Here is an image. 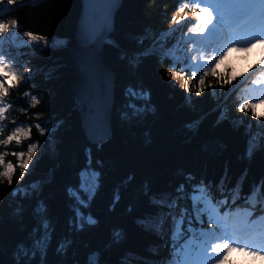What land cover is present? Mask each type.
Segmentation results:
<instances>
[{
	"label": "trees",
	"instance_id": "16d2710c",
	"mask_svg": "<svg viewBox=\"0 0 264 264\" xmlns=\"http://www.w3.org/2000/svg\"><path fill=\"white\" fill-rule=\"evenodd\" d=\"M179 3L180 0H124L116 15L115 31L109 38L115 45L107 42L104 50L106 65L117 75L113 135L98 149L99 188L90 208L84 210L97 223L86 225L83 230H74L69 225L74 201L66 193L69 186L79 185L80 174L89 164L88 151L91 169L96 158L83 132L71 84L74 78L71 49L81 0H15L11 10L0 15V20L15 19L22 37L31 32L61 41L59 47L37 44L15 47L32 72L16 87L9 88L5 101L11 107L7 118L0 121L4 126L0 138H6L18 126L32 130L30 139L19 145L13 141L6 147L0 146V153L8 152L5 163L12 162L16 168L11 185L7 179L0 181V257L5 264H15L17 245L31 247L32 232L39 227L40 220L34 209L41 200L55 229L43 264H84L93 251L100 254L101 264H151L168 258L171 244L168 237L163 238L137 222L157 211L144 194L145 185L150 194L175 195L176 186L184 182L186 174H192L196 180L203 179L212 185V192L220 198L222 194L216 185L225 175L226 187L231 189L242 181L243 193H249L253 185L264 180V150L256 151L249 159L247 123H232L241 118L238 109V116L216 123L222 95L214 97L210 93L223 89L220 72L215 68L216 75L205 78L207 86L200 96H196L195 90L191 92V106L185 103L190 93L167 75L172 60L161 62L158 38L171 28L170 17ZM154 44L156 52L143 57L139 66L134 67L133 54ZM194 83L198 84V77L196 81L189 79V87ZM129 85L150 90L151 104L139 118L125 120L124 92ZM26 92L30 95L25 96ZM32 96L40 101L35 108L31 107ZM192 121H199L198 128L189 127ZM38 123L50 130L41 135L35 127ZM251 132L255 133L253 125ZM34 142H39L42 152L34 167L21 178L19 162L12 153L26 152ZM34 182L41 185L34 194L14 195V190ZM116 191L120 199L113 207ZM240 202L237 200L236 204ZM205 227H210L206 219ZM114 230L121 231L123 239L114 241ZM65 237L72 241L71 247L66 253L58 252V243ZM31 264H41L40 252H36ZM229 264L239 263L229 259Z\"/></svg>",
	"mask_w": 264,
	"mask_h": 264
},
{
	"label": "snow or ice",
	"instance_id": "6c2138e0",
	"mask_svg": "<svg viewBox=\"0 0 264 264\" xmlns=\"http://www.w3.org/2000/svg\"><path fill=\"white\" fill-rule=\"evenodd\" d=\"M2 3V0H0ZM15 0H7V5H13ZM0 7V15L10 11L8 7ZM191 10L193 20L185 25L186 31L180 28L173 29L170 33H163L158 40L167 41L169 36H175L179 32L175 43L170 47L160 45V60L171 59L172 64L167 70L169 78L175 76L177 80H183L181 87L185 92L191 93L195 90L196 96H200L206 88L205 78L209 75L215 76V64L224 60L229 52L234 48L243 51L250 50L254 45L264 46V0H180L177 15L172 17L171 23L177 26L184 24L188 18L184 15L185 10ZM179 17V18H178ZM96 24L89 39H99L108 31V20L104 18H92ZM15 21V20H12ZM11 21V22H12ZM13 28L17 27V22ZM9 24L0 22V121H4L6 113L11 107L5 102L9 95V88L16 87L20 75V64H14L16 59L11 51H5V41H8L9 49L13 44H19L15 33L4 36L8 32ZM28 44L44 41L46 46L59 47L61 43L48 40L43 36L26 32ZM115 45V41H108ZM143 43L142 40L139 41ZM156 44L144 49L140 53L133 54L131 63L138 67L141 59L153 55L156 52ZM7 57V60L5 59ZM207 57V58H206ZM264 64V60L261 61ZM179 67V71H177ZM24 71H30L24 68ZM201 71L203 74L200 75ZM191 73L189 77L187 74ZM189 87V79L196 81ZM232 79H235L233 77ZM7 83V86L5 84ZM229 79L223 80V85L230 84ZM253 83H257L253 81ZM221 85V86H223ZM175 87V85H173ZM239 87V86H236ZM235 89H233L234 91ZM25 96L30 93H24ZM212 96H229L231 93H217L213 91ZM125 103L123 105L122 117L125 120L139 118L150 107V90L140 86L129 85L124 92ZM40 101L31 97V107L35 108ZM188 105L193 104L189 95L185 99ZM264 103V94L258 97H247L238 103V111L246 113L251 110V114L256 116V105ZM23 111V109H21ZM154 110V109H153ZM229 118L227 107L219 111L216 123ZM50 123V122H46ZM233 125L245 123L243 117L232 120ZM199 121H192L190 128H198ZM41 135H45L50 129L35 125ZM251 122H247V130L250 133L247 142L246 155L249 159L256 151L264 150V125H257L259 131L251 132ZM31 127L18 126L15 131L6 138H0V146H8L13 141L17 145L22 140L30 139ZM4 132V126L0 125V134ZM39 142L31 143L27 151L13 152L12 155L18 160V167L21 170V178L30 168V162L37 153ZM8 152L0 153V181L7 179L9 185L12 183L13 174L16 170L12 162L5 163ZM89 164L80 174L78 186H69L66 189L68 197L74 201L73 218L69 225L74 230H83L86 225H95L97 220L90 212L84 211L90 208L92 200L95 198L99 188L100 174L91 169V151H88ZM34 167V166H33ZM131 181L132 177L128 178ZM227 177L220 180L216 185L221 192V197L217 198L212 192V185L203 179L196 180L192 174H186L183 183L176 186L172 193H149L147 185L144 186V194L149 196V203L157 211L147 214L137 222L144 228L155 232L161 237H168L171 244L170 255L159 262L151 264H229V257L232 253H242L251 256L253 259L259 258L264 261V180L253 185L249 193L242 192V181H238L231 189L226 187ZM39 183H32L14 190V195L23 194L28 197L40 189ZM227 192L225 195L224 193ZM120 199L119 191L114 193L113 207ZM241 200V204H236ZM183 201V203H182ZM191 205L189 207L188 205ZM235 205V207H233ZM224 209L222 212L221 209ZM35 214L40 217L39 227L33 229L32 246L28 247L23 243L17 245L14 252L15 264H31L36 252L41 253V264L44 255L51 243L52 232L55 230L51 221L47 218V207L44 202L38 201ZM131 211V207L129 208ZM210 225L209 230L203 229V223ZM215 227H212V226ZM37 234H39L37 236ZM123 233L114 230L112 237L114 241L123 239ZM72 241L62 238L57 247V251L66 253L71 247ZM167 246V244H166ZM84 264H101L99 254L90 252Z\"/></svg>",
	"mask_w": 264,
	"mask_h": 264
},
{
	"label": "water",
	"instance_id": "95a60500",
	"mask_svg": "<svg viewBox=\"0 0 264 264\" xmlns=\"http://www.w3.org/2000/svg\"><path fill=\"white\" fill-rule=\"evenodd\" d=\"M124 0H81L82 9L71 49L74 66L72 91L83 132L95 150L94 169L100 168L98 149L113 135L117 75L104 61V50L115 31V19ZM93 17H107L108 31L99 39H89L96 24ZM99 257L101 258L100 254ZM0 264H5L0 257Z\"/></svg>",
	"mask_w": 264,
	"mask_h": 264
},
{
	"label": "rangeland",
	"instance_id": "374dc122",
	"mask_svg": "<svg viewBox=\"0 0 264 264\" xmlns=\"http://www.w3.org/2000/svg\"><path fill=\"white\" fill-rule=\"evenodd\" d=\"M6 5H7V0H2V3H0V7H4ZM13 5H7V7L10 9L13 7ZM177 11L174 12V14L170 17L169 25L170 27H173V29L180 28V29L186 30L185 25H187L189 21L193 20V13L185 12L184 14H181V15L186 16L188 19L185 20L184 24L177 26L171 23L172 17L177 15ZM11 21L12 20L8 22L9 26H11ZM13 30L14 28L12 27L11 32ZM178 33L179 32H177L175 36H169L167 41L165 42L163 40V43L160 45H164V47H170L171 45L175 43L176 38L179 36ZM21 37H18V38L20 40L26 41L25 39L27 38V36H24L25 38H21ZM6 47H5L6 50L11 51L16 57L13 63L22 65V67L19 70L20 79L17 83L19 84L20 82H22L23 80L27 78V76L32 72V70L25 64L23 57L19 55L20 53L17 52V50L15 51L13 47H11L10 49L8 46ZM251 49H252L251 54H249V57H247L246 59L244 58V62H241L239 59V56L243 54L242 53L243 50L234 48L231 52L227 54V56L224 58L222 62L215 64V68L218 70V72H220V75L223 77L222 85H223L224 79H229L231 81L230 84L223 85L222 86L223 89L219 90L220 93H231L230 96L222 95V99L220 103V108L227 107L228 112H229V117L238 116L236 115L238 114L236 113V109H238V103L241 102L243 99L247 97L255 98V97H258L264 94V64H263V67L260 66L261 61L264 60V46L256 44ZM237 62L239 64H242L243 67H238ZM24 68H28L30 71H24ZM176 70L179 71V67H177ZM233 77H235V79H232ZM172 79L175 80L179 86L183 84V80H177L175 76H172ZM253 81H256L257 83H253ZM236 86H239V87H236ZM233 89L235 90L233 91ZM189 95L191 96V93ZM5 102L8 103L7 101ZM255 111H256V116H253L251 114V110H248L246 113L240 112L239 116L243 117L246 123L250 121L254 127V132H257L259 131V129L256 126L264 125V105L263 103H258L256 105ZM41 152H42V147L39 145L37 149V153L33 156V160L30 162V168L28 170L32 168L36 158L39 156ZM92 170H95L96 172L100 174L98 169H92ZM33 238L34 237L32 236L31 244H32ZM163 238H166V236ZM231 255H238L244 264H264V261L260 259L254 260L251 256L245 257L244 255H241L238 252L232 253ZM161 260H158L157 262Z\"/></svg>",
	"mask_w": 264,
	"mask_h": 264
},
{
	"label": "bare ground",
	"instance_id": "6f19581e",
	"mask_svg": "<svg viewBox=\"0 0 264 264\" xmlns=\"http://www.w3.org/2000/svg\"><path fill=\"white\" fill-rule=\"evenodd\" d=\"M5 51H8V50H6L5 49ZM251 52H252V49H250V50H248V51H242V55L241 56H239V59H240V61L241 62H244V58L246 59L247 57H249V54H251ZM6 59V58H5ZM7 60V59H6ZM230 96V95H229Z\"/></svg>",
	"mask_w": 264,
	"mask_h": 264
},
{
	"label": "clouds",
	"instance_id": "9594fccd",
	"mask_svg": "<svg viewBox=\"0 0 264 264\" xmlns=\"http://www.w3.org/2000/svg\"><path fill=\"white\" fill-rule=\"evenodd\" d=\"M14 23H15V21H12V22H11V24H13V25H14ZM237 64H238V67H243L242 64H239L238 62H237Z\"/></svg>",
	"mask_w": 264,
	"mask_h": 264
},
{
	"label": "built area",
	"instance_id": "2783aa9c",
	"mask_svg": "<svg viewBox=\"0 0 264 264\" xmlns=\"http://www.w3.org/2000/svg\"><path fill=\"white\" fill-rule=\"evenodd\" d=\"M46 39L51 40V38H46ZM42 42H44V41H42Z\"/></svg>",
	"mask_w": 264,
	"mask_h": 264
}]
</instances>
